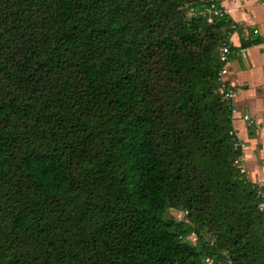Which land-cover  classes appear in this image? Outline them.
Masks as SVG:
<instances>
[{"label":"trees","instance_id":"obj_1","mask_svg":"<svg viewBox=\"0 0 264 264\" xmlns=\"http://www.w3.org/2000/svg\"><path fill=\"white\" fill-rule=\"evenodd\" d=\"M238 30L220 0H0V264H264L217 80Z\"/></svg>","mask_w":264,"mask_h":264},{"label":"crops","instance_id":"obj_2","mask_svg":"<svg viewBox=\"0 0 264 264\" xmlns=\"http://www.w3.org/2000/svg\"><path fill=\"white\" fill-rule=\"evenodd\" d=\"M220 6L239 26L238 32L229 37L234 48H239L242 40L257 42L243 53L238 50L230 55L225 77L236 91L232 103L237 113L232 128L245 144L244 176L264 189V112L260 114V109L264 110V0H220ZM250 81L252 85L247 84ZM244 113L255 120V125L247 126L241 120Z\"/></svg>","mask_w":264,"mask_h":264},{"label":"built area","instance_id":"obj_3","mask_svg":"<svg viewBox=\"0 0 264 264\" xmlns=\"http://www.w3.org/2000/svg\"><path fill=\"white\" fill-rule=\"evenodd\" d=\"M205 14L209 15L207 18V22L211 23L212 22V16H221L223 12L219 10L216 6V4L212 1L209 3L208 8L205 9ZM240 53H243V50H239ZM231 51L228 47V45L224 44L220 50H219V59L223 64L222 69L218 73V84H219V93L222 94L224 99L229 100L231 102V115L230 118L233 120L234 115L237 113L236 108L233 106V98L235 96V88L232 84L228 82L226 79L225 75L227 72L226 64L228 63V59L231 55ZM241 120L246 123L247 126H253L255 125V120L249 116L247 113L242 114ZM230 136L233 138V144H234V149L238 150V155H236L233 159V166L236 168L238 171V174L240 176H244L246 171L244 169V166L242 164V158H243V151L245 148V144L241 142L237 136L236 132L234 129L230 131ZM257 194L260 199V204H259V209L262 210L264 209V189L261 188V186L258 185L257 187ZM211 264V263H210Z\"/></svg>","mask_w":264,"mask_h":264},{"label":"rangeland","instance_id":"obj_4","mask_svg":"<svg viewBox=\"0 0 264 264\" xmlns=\"http://www.w3.org/2000/svg\"><path fill=\"white\" fill-rule=\"evenodd\" d=\"M187 16L189 17V12L187 13ZM248 57L250 58L249 55H248ZM245 58H246V57H245ZM246 60H248V58L245 59V61H246ZM247 84L252 85L251 81H250L249 83H247ZM241 90H243V88H241ZM259 104H260V107H261V103H259ZM263 112H264V110H263V109H262V110L260 109V114H261V116H262ZM169 216H173L174 218H177V219L183 217V215H182L180 212H174V211H172L171 213H169ZM190 239H191L192 242H193V240H195L194 236H191Z\"/></svg>","mask_w":264,"mask_h":264}]
</instances>
